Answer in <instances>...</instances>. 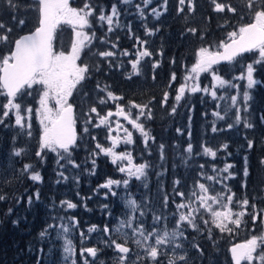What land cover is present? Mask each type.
<instances>
[{"label": "trees", "instance_id": "16d2710c", "mask_svg": "<svg viewBox=\"0 0 264 264\" xmlns=\"http://www.w3.org/2000/svg\"><path fill=\"white\" fill-rule=\"evenodd\" d=\"M84 2L71 0L69 6L82 7ZM217 2L231 4L237 11L216 12L211 0H192L191 11L187 0L184 5L179 0H167L166 6L164 0H152L144 8V19H141L131 14V5L122 4L117 17L121 26L109 32L98 16L101 9L107 15L113 4L119 7L120 0H90L94 15L90 17L91 27L86 32L90 36L94 33V36L78 60V64L89 66V72L86 79L73 90L70 102L74 107L77 132V141L71 148V159L79 167H74L67 159L56 158L45 149L42 150L43 159L37 157L36 152L40 150L38 143L35 137L29 140V157H16L13 173L0 179V195L5 197L0 200V264H57L61 250L56 229L65 224L70 228L65 239L72 241V261L75 264H81L78 252L86 247L99 250L92 264L101 261L102 264H108V243L111 240L122 241L115 239V234L111 232L109 236L103 237L104 242L101 243V237L88 232V228L107 226L112 230L113 221L128 200H135L137 204L133 211L135 224L149 225L154 220L153 211H157L166 218L157 224L169 227L177 210L176 205L189 203L191 193L199 192L197 182L204 183L210 195L222 193L225 197V193H232L233 203L247 198L250 205L264 207V164H261L264 160V62L254 65L252 51L224 65L212 66L217 76L232 81L247 65L252 64L253 77L257 83L246 90L250 97L248 101L243 102L242 97L236 96V93H241V84L236 93L234 87L223 86L215 89V97L210 98L208 94L198 91L183 97L178 103L175 99L182 77L195 63L196 52L202 47L217 51L221 41L229 40V32L238 31L240 26L253 21L252 13L245 7L247 0ZM153 4L161 13L159 17L155 18L149 13ZM12 5L15 7L10 6L9 0H0V24L5 26L0 29V35L9 36L7 43L0 42V57L9 53L11 43L18 35L30 32L37 24V4L33 0H12ZM128 24L134 29L132 36L126 30ZM8 29H11L10 33ZM189 29H196V32ZM146 30L154 34L148 35ZM138 41L146 43L142 45ZM113 44L127 51L130 58L134 47L140 51L146 48L152 55L140 61L136 74L130 70L127 60L120 58ZM70 48L69 33L64 30L54 32L53 51L68 53ZM102 51L114 52V58L100 57L98 53ZM154 63L158 64L155 68ZM173 74L175 80H172ZM197 81L200 85L209 84L207 75H202ZM102 89L123 99L108 98L107 103L101 106ZM165 92L168 93L167 101L164 100ZM233 96L236 97L235 104ZM33 98L29 96V106L34 105ZM4 100L7 99L0 95V101ZM130 101L147 105L151 110V119L141 116L138 121L144 125L150 139L145 143L141 133L132 132V143H126L125 131L123 134L114 131V135L120 136L123 142L121 149L131 155L135 164L148 165L145 169V187L143 189L131 181L123 192H117L116 195H110L102 189L94 191L97 184L103 185L107 178L112 177L110 172L119 163L112 166L110 161L98 157L90 165L80 156L87 155L94 147L98 151L96 146L101 144L102 135L109 140L114 136L109 128L101 127L95 120L90 121L88 114L95 107L101 116H105L107 109L113 111L117 104L126 108ZM86 116L90 117L88 121L83 118ZM81 118L85 124H81ZM245 122L252 127H244ZM213 127L217 131L213 132ZM131 129L129 125L128 131ZM14 133L15 128L9 125L7 137L11 139ZM248 140L253 142L251 149L247 146ZM108 141H103V144L110 147ZM9 143L7 141L5 144ZM188 144L193 146L192 153L185 151ZM225 144L228 146L226 149L222 147ZM161 145L164 146L163 150ZM204 147L215 151L216 156L205 154ZM245 157L247 176L243 171ZM57 160H60L59 164ZM124 163L127 161H121L119 165ZM25 164L32 166L27 172L23 171ZM229 164L233 167L224 172L223 169ZM95 167L96 170L93 169ZM31 173H39L41 180H31ZM208 176L215 179L209 180ZM178 192L185 193V197L181 198ZM37 193L39 199L36 198ZM121 193L126 195L124 200L118 196ZM165 196L168 197L167 205L164 203ZM29 197L32 198L31 203ZM63 200L75 203L77 207L65 209L66 205L60 203ZM197 202L192 207H199ZM102 204H109L110 209L102 210ZM141 212L144 215L141 216ZM50 224L54 227L48 228ZM45 229L47 233L42 237L40 233ZM81 233H84L85 245L81 243ZM234 238L209 224L186 231L183 244L190 257L194 259L196 256L193 264H231L227 246ZM236 241H241V238L237 237Z\"/></svg>", "mask_w": 264, "mask_h": 264}, {"label": "snow or ice", "instance_id": "6c2138e0", "mask_svg": "<svg viewBox=\"0 0 264 264\" xmlns=\"http://www.w3.org/2000/svg\"><path fill=\"white\" fill-rule=\"evenodd\" d=\"M123 3H130V0H122ZM186 0H179L181 5H184ZM39 3V26L35 29L30 35H25L19 37L14 41V48L3 57H0V95H3L7 98L6 103L0 105L3 109V117H8L12 110H15V124L21 128L25 125V119L21 115L22 105L17 102L19 97H22L24 94V89H31L33 85H42L43 91L40 93L39 98V108L35 110L36 116L39 118L41 124V134L39 139V148L36 152V156L43 159L42 150L47 149L50 152H55L60 157L61 160L67 159L68 163L72 164L74 167H79L71 159V148L75 145L76 142V131L74 128L75 119L73 115V105L69 103L68 98L72 96L73 90L77 88L82 81H84L89 72V66L86 64H78L77 61L81 58L82 50L91 43L92 36L83 31L85 28L91 27L90 17L94 15V7L90 3V0H85L83 7L73 8L69 6V0H38ZM150 3V0H144V4L147 5ZM189 5V10H192V0H187ZM211 3L214 5V11L216 12H233L235 13L237 9L231 4H225L217 2V0H211ZM9 4L12 7V0H9ZM167 5V0H164V6ZM247 10L253 15V22L242 25L238 28V31H232L228 33L229 40L221 41L217 46L218 49H223V51H210L209 48H200L196 52V60L192 65L191 74L185 77V81L192 80L194 77H198L201 73L208 72L212 69L213 65L218 64L221 60L224 61H233L236 57L240 56L242 53L251 52L253 50H258L259 57L261 60H264V0H247L245 5ZM166 10V8H165ZM183 11V9H181ZM152 12L155 16L159 17L161 15L156 9H152ZM119 15L116 4L111 6V14L106 15L101 9L98 19L103 22H107L109 25L108 31H112L113 18ZM21 24L24 21H20ZM67 23L73 26L75 29H80L75 32L76 37L78 38L72 44L71 52L65 54L64 52L56 53L52 49V38L53 33L57 27L62 24ZM5 26L0 24V29H3ZM9 33L11 29L7 30ZM158 31V29H157ZM189 31L195 33L196 29H189ZM146 34H154L151 30H146ZM9 41L8 35H0V42L7 43ZM142 45L146 42L138 41ZM113 48L116 47L115 44L112 45ZM100 57L107 58L115 55L112 51H102L98 53ZM127 55L128 53H123ZM152 53L149 52L146 48L143 51H140L137 55L135 61L131 62L132 70L134 73L138 74L139 69L138 65L144 57L151 56ZM259 63L260 61H256ZM158 64L154 63L153 68L157 67ZM253 65L249 64L247 66V80L248 88H251L256 81L253 79ZM155 78V77H154ZM243 77H238L242 79ZM175 74L172 75V80H175ZM213 80L216 81L219 85H224L225 80L221 79L217 75H213ZM215 84L212 85L215 88ZM99 87V86H98ZM192 93L198 91L208 92L207 87L201 89L198 84H182L177 90V95L175 97L176 101H180L184 96L185 91ZM103 91V89H102ZM31 95V93H28ZM211 95L215 97V91L211 92ZM107 97L112 100L120 99L122 97L115 96L111 91L107 92ZM168 93H164V100L167 101ZM244 100H249V95L247 92L244 93ZM55 99V108L49 107V101ZM232 101L235 104L236 97H232ZM106 101L101 99L100 103L103 104ZM130 107L125 108L124 106L117 104L116 111H109L106 116L100 117V123L104 124L110 117H123L124 120L128 121L129 124L136 130H138L144 138L145 143L150 139L149 133L145 131L144 125L140 122L141 116H147L148 119H151V110L148 109L147 105H140L135 102H129ZM131 109H137L138 114L133 118V113ZM147 110V111H146ZM24 112L31 114L33 109L31 106L23 109ZM175 112V108L172 110ZM90 112L97 113V109L92 107ZM214 115H219L218 113H213ZM99 115V113H97ZM222 118V117H221ZM191 119V117L189 118ZM239 115L237 116V122H239ZM0 123H3V119L0 118ZM31 128V125H28ZM117 127H122V125L117 124ZM229 128L232 127L231 124L228 125ZM244 127L250 128L252 125L245 122ZM213 132L217 131L213 127ZM87 131V128L85 129ZM111 131V129H110ZM126 132L125 142L132 143V132L128 129H124ZM179 132L180 130L177 129ZM31 136V131L28 133ZM116 140L113 139V147L116 144ZM248 148L253 147V142L248 140ZM100 149L101 152H104L106 155L112 156V163H117V161H127L126 166L119 167L121 173H127L129 178L135 177L139 180L145 176V169L148 167L147 164H133L132 157L130 154L121 153L116 154L113 151V147L102 148L99 144L96 146ZM163 145H161V150H163ZM227 148L225 144L222 146ZM188 153H192L193 146L188 144L185 150ZM205 154H210L213 157L216 156V152L208 147L203 149ZM16 156L21 155L20 150L14 152ZM161 159H163V151H161ZM57 163H60V160H57ZM95 161H93V164ZM261 164H264V160L261 161ZM32 166L29 164L24 165L23 171L27 172ZM203 167V165H201ZM233 165H227L223 171L227 172L229 168H232ZM244 175H248L247 168V157H245V167ZM63 175V173H59ZM231 177L232 174L230 173ZM30 179L33 181H40L41 176L39 173H33L30 175ZM67 179V177H65ZM207 179L214 180L212 176H208ZM220 181H217L219 183ZM123 183L125 187L129 184V179H124L123 181H117L109 179L105 184L101 185L103 188L111 189L113 184L119 185ZM175 183H179L176 181ZM199 192H192L191 197H195V200H190L189 203H179L176 205L177 211L180 212L179 218L177 221V227L180 222L186 221L190 226L195 227L193 223V213L198 211V209L193 208L192 204L199 201V208L208 212L212 217V224L218 228L221 232L232 231V228L229 225H235L237 228L242 223V218L248 215V207L252 209L256 208L255 204L249 205V200L247 198L239 201L241 210L239 212H233L232 208L229 207L234 202V194L228 195L226 197L227 203H223L225 197L222 193H216V195L209 194V188L205 186L204 183L197 182ZM112 195H116L115 192H112ZM181 198L185 197V193L178 192ZM36 198L39 199V193L36 194ZM5 197L0 195V200H4ZM31 197H29V203H31ZM61 205H66L67 209H75L77 205L70 201L63 200L60 202ZM164 203L167 205L168 197L165 196ZM127 205L135 211L137 204L135 200H128ZM213 205H218L219 208L213 209ZM187 208V214L181 211L182 209ZM11 211V209H9ZM141 216L144 215L143 212L140 213ZM55 219V218H54ZM74 219V218H73ZM133 218H129L127 221H121L120 227L127 226L133 228L132 223ZM166 219L161 216H154V221H161ZM258 220V215L252 214V221L255 223ZM205 225L209 223L208 220H204ZM75 226V224L73 225ZM54 225H48V228H52ZM64 233L70 231L69 226L61 225ZM95 230V226L88 228V232ZM110 229L105 226L104 233L110 234ZM119 231V228L117 229ZM139 231L140 235L143 237V241L147 242L149 237H153L155 240L154 244H146L141 240H136L135 242L140 245L146 254V257L150 258L155 264H159L158 257L160 255V249L158 246L164 245L169 242L170 239H174L178 234L173 231L169 233L167 230L161 232L155 226L145 233L143 226L141 224L140 228H133V235ZM211 231V230H209ZM47 233V229L42 231L40 235L43 237ZM82 239L84 238V233H81ZM111 245H114L116 251L121 254H127L130 252V249L125 245L118 243L116 240H111ZM180 247V245H177ZM260 249L258 252L257 250ZM64 251L71 256L73 254L72 241L65 239ZM98 249L95 247H86L81 249L80 255L83 257L85 254L93 257H97ZM232 253V259L234 264H241L242 261H246L247 264H264V235L262 236H253L251 239L247 240L244 244H238L233 246L230 249ZM254 253L256 254L254 256ZM67 258V257H66ZM126 256H120L121 264H125ZM145 257H138V259H144ZM179 261L186 262V256L180 255L176 257ZM75 264V261H73ZM84 264H89L88 260L85 259ZM169 264H175L174 259L169 260Z\"/></svg>", "mask_w": 264, "mask_h": 264}, {"label": "rangeland", "instance_id": "374dc122", "mask_svg": "<svg viewBox=\"0 0 264 264\" xmlns=\"http://www.w3.org/2000/svg\"><path fill=\"white\" fill-rule=\"evenodd\" d=\"M151 1L152 0H150V3H151ZM150 3H148L147 5H149ZM122 4L131 5L133 8V10H131L132 11L131 14H136V15L140 16L141 19H144L143 10L147 6L144 4V0H130V3H127V4L123 3L122 0H120L119 7H117L118 13H119V10H120V7ZM73 8H81V7H73ZM152 9H156L154 7V4L150 7L149 13L152 14L156 18V16L152 12ZM110 14H111V7L109 8L107 15H110ZM117 17L113 18V23L111 25V27L113 29L121 26V24L118 23V21H117ZM103 23L106 26V28L108 29L109 25L107 24V22H103ZM87 29L88 28H85V29H83V31L86 32ZM63 30L69 33L70 42H71V48H70L69 52H71L73 42L78 39L75 35V32L80 30V29L77 28L74 30L72 25L67 24V23H62L57 27V29L54 32L58 33V32H61ZM126 30L128 31L129 36L133 35L134 29L131 28V25H129V24L126 25ZM61 46H62V43H61V36H60L59 37V47H61ZM114 49L117 50V52L121 56L120 58L124 57L127 60L128 64H129L128 66H130V70L133 71L132 66H131V62L136 60L137 55L140 52V50L138 48L134 47L133 55L130 58L129 54H127V55L123 54V53L127 52L124 49H120L117 46ZM65 54H67V53H65ZM253 54H254V65L258 64L256 62L258 60L264 62V60H261V58L259 57L258 50H254ZM112 58H114V56H112ZM77 63H78V61H77ZM247 66L245 67L244 71L241 74H238L237 76H235L232 79V81H230V80L226 81V83L224 85H219L216 81L213 80V75H217L213 71V69H210L208 72L201 73L198 77H194L192 80L185 81V77L189 76L191 74V68H192L191 67L187 70V72L182 77L181 85L185 84V83H189V84H198L201 89L207 87L209 89L208 92H205L203 90H201L200 92L202 94H208V96L211 98V97H213L211 95V92L215 91V89L217 87L222 88L223 86H227V87L232 86V87H234L233 89L235 90V93H236V90H238V85L241 84V86H242L241 93H236V96L242 97L243 102H245L243 97H244V93L248 89ZM202 75L208 76L209 84H203V85L201 84L200 85L198 83L197 80L200 79ZM238 77H243V78L238 79ZM253 79L257 83V80L254 77H253ZM213 84L216 85L215 88L212 87ZM179 87H178V89H179ZM42 91H43L42 85H33V87L31 89H27V88L24 89L23 96L18 98L17 102L21 103V105H22L21 115L25 119V125L23 128H21L15 124V110H12L8 117H3V109H2V107H0V118L3 119V123H0V128L2 127V130L0 129V179L5 178L7 176H10L13 173V171H14L13 161L16 157H21V156H25V155L29 157V140L31 138L35 137V140L38 143V147H39V139H40V134H41L42 129H41V124H40L39 118L36 116L35 110L40 107L38 101L40 98V93ZM28 93H31V95H29ZM191 93L192 92H189L186 90L183 97L190 96ZM29 96L31 98L34 97L33 98L34 105L31 106L33 109V112L31 114H28L27 112L23 111V109L29 107ZM71 98H72V96H70L68 98L69 103L71 102ZM182 98H181V100H182ZM101 99H103L105 101L108 99L107 91L103 90V94L101 96ZM176 102L178 103L179 101H176ZM3 103H6V100L0 101V105H2ZM105 103H107V101ZM105 103H103V104L100 103V104L102 106ZM49 107L55 108V99H51L49 101ZM129 107H130V105H128L126 107V109ZM115 111H116V108L112 112H115ZM131 111L133 113V118H134V116L136 114H138V110L137 109H131ZM106 112L108 113L109 110L107 109ZM97 113L90 112V114H88V115L91 118L89 116H86L83 118H86V121H88L90 118L91 119L90 121L95 120L96 124L100 125L101 127L105 126L109 129H111V134H113V135H114V131H119V132H121V134H123L122 133L124 131L123 129H128L129 125L132 127V125L129 124L128 121L124 120L123 117H116V116L110 117L104 124H101L100 123V117H102V116L100 115V113H99V115H97ZM107 113H106V115H107ZM29 124L31 125V128L28 127ZM81 124H85V120H83L82 118H81ZM117 124L122 125V127H117ZM9 125H11V127L15 128L14 136L11 139L7 137ZM29 131H31V136L28 135ZM130 132L140 133L138 130L134 129L133 127H132ZM102 139L103 140H102L100 146L102 148H109V146L107 144H106L107 146L105 144H103V141H108L109 138H107L105 135H102ZM113 139H115L117 141L114 147H113ZM113 139L108 141V143L111 144L110 147H113V151L116 154L124 153V151L121 149V145H123V142L120 140V136H118V134H115L113 136ZM7 141H10V143L5 144ZM97 149H98V151H95V147H94L93 150H91L87 155H80V156L83 157L84 159H86L88 161L87 163L90 165L93 164V161H96L98 157H101L102 159L110 161L112 166L116 164V163L115 164L112 163V160H113L112 156L106 155L104 152H101L99 148H97ZM16 150L21 151L20 156H16L14 154V152ZM45 151L50 152L47 149H45ZM50 153L54 154L56 156V158L59 157L57 155V153H55V152H50ZM127 154H129V153H127ZM117 163L120 164L121 161H117ZM119 164H118V166H116V168L111 170L110 173H112V177L107 178L104 181V184L109 179L117 180V181H123L124 179H129V183L132 181L136 186L141 185L144 189L145 183H146L145 182L146 174L144 177H142L139 180L135 179V177L129 178L127 176L126 172L121 173L119 171V167L126 166L127 163L126 164L124 163L123 165H119ZM133 164H135V163L133 162ZM93 169L96 170V167ZM59 173L60 172H57V174H59ZM30 175H29V177H30ZM97 189H102L104 192L112 195V192H115L116 194H117V192H123L125 189V186L123 185V183H120L119 185L113 184L111 186V189H108V188L101 187L100 184H97L94 191ZM226 192H228V190H226ZM231 194L232 193H227V195H226V193H225V200L223 201V203H227L226 197L228 195H231ZM118 196L121 198V200H124L126 198V195H124L122 193L118 194ZM188 199H189V201L195 200V197L190 196V197H188ZM239 201H242V199H240ZM239 201H237V202H239ZM197 203L198 202L196 201V203H194V205H197ZM229 207L232 208L233 212H239L241 210L239 203H232L231 205H229ZM100 208L102 210L108 211L110 209V206H109V204H102V205H100ZM193 208H194V206H193ZM217 208H219L218 205H213V209H217ZM65 209H67L66 206H65ZM196 209H198V211L193 213V223L195 224V227L190 226L186 221L180 222L179 226L177 227V221H178L179 214H180V212H178L177 210H176L175 214L173 215V218L171 221V226H169V227L158 225L157 221H154V220L149 225H142L145 233H147L148 231H151L153 226H155L157 229L160 230L161 235L163 234L164 230H167L169 233H171L173 231H176L177 233H182V235L178 234L174 239H170L168 243L158 246L160 249V255L158 257L159 264H169L170 259H174L175 264H193L194 263L196 256L194 259H193V257H190L188 254L187 248L183 244V242L186 240V231L197 230L198 227L201 225L207 226V225L211 224L212 226H214V224H212V222H211L212 217L210 216V214L208 212H205L204 209L199 208V207H196ZM181 211H183V212H185V214H187L188 209L185 208V209H182ZM247 211H248V215H246L242 218V223L238 228L235 225H229V227L232 228V231H230V232L224 231L227 235H231V236H233V238L235 237L234 239L230 240L231 243L234 242V240L237 239V237L241 238V241L246 242L247 240L251 239L254 235L255 236L264 235V207H258V208L256 207L255 209H252L249 206ZM253 213L258 215V220L255 223H253V221H252V214ZM134 216H133L132 209L128 205L123 204V207L119 212V216L116 217L115 220L113 221L112 230L110 231V233L111 232L114 233L115 239H120L122 241V242L117 241L118 243H121L130 249L129 253L124 254V256L127 257L125 264H137L138 262H142L143 264H155V262H153L150 258L146 257L144 249L135 242L136 240H141L142 242H144V241H143V237L140 235L139 231H137L135 233V235H133V228L138 229L141 226V224H135ZM154 216H161V213L157 212V211H153V219H154ZM130 217L133 218L132 219L133 228H129L127 226L120 227V222L122 220L127 221ZM204 220H208L209 223L207 225H205ZM65 225L68 226L67 224H65ZM104 228L105 227L97 228L94 231H92L96 235L101 237V243L104 242L103 237L105 235H106V237L109 236L108 234L104 233ZM118 228H119V231H117ZM56 235H57V238L59 240L60 250H61V256H60L59 262L57 264H73V261H72L73 254L71 256H68V254L64 251L65 236L67 235V233L63 232V228L61 227V225H59L58 228L56 229ZM81 243L83 245H85L84 244V238L81 240ZM144 243L154 244L155 240L153 237H149V240L147 242H144ZM177 245H180V247H177ZM229 245L230 244H228V246ZM257 251L259 252L260 249H258ZM80 253H81V250L78 252L81 264H84L85 259L88 260L89 264H92L91 261L96 260V258L94 259L93 257L88 256L87 254H85L82 257L80 255ZM121 255L122 254H120L119 252H117L115 250L114 245H111V243H108V253L106 255V261H108V264H121V262H120V256ZM180 255L186 256V262H182V261H179L178 259H176V257H178ZM255 255L256 254L254 253V256ZM138 257H145V258L144 259H138ZM98 264H102V261L98 262ZM222 264H224V263H222ZM241 264H247V262L243 261Z\"/></svg>", "mask_w": 264, "mask_h": 264}, {"label": "water", "instance_id": "95a60500", "mask_svg": "<svg viewBox=\"0 0 264 264\" xmlns=\"http://www.w3.org/2000/svg\"><path fill=\"white\" fill-rule=\"evenodd\" d=\"M36 4H37V24H36V26H35V28H33L30 32H27V33H24V34H21V35H19L16 39H18L19 37H22V36H25V35H30V34H32L33 32H35V29L39 26V19H40V13H39V3H38V0H33ZM69 2H70V0H69ZM253 22V21H252ZM249 23H251V22H249ZM248 24V23H247ZM15 39V40H16ZM14 40V41H15ZM14 41L12 42V44H11V49H10V51L14 48ZM227 42V41H226ZM219 51H223V49H218ZM247 53H249V52H246V53H242L241 55H243V54H247ZM240 55V56H241ZM229 61H224V60H221L218 64H216V65H224V64H226V63H228ZM216 65H213V66H216ZM73 113H74V108H73ZM74 128H75V126H74ZM75 131H76V128H75ZM76 140H77V132H76ZM245 243V241H236V242H233L232 244H230L229 246H228V248H227V252H228V256H229V259H230V262H231V264H234V261H233V259H232V253H231V251H230V249L233 247V246H235V245H238V244H244ZM118 252V251H117ZM122 255H124V254H122ZM242 263V262H241Z\"/></svg>", "mask_w": 264, "mask_h": 264}]
</instances>
